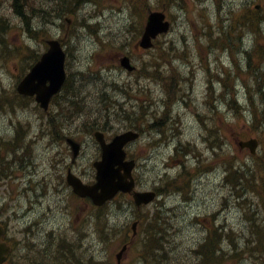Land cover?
Wrapping results in <instances>:
<instances>
[{"label":"rangeland","instance_id":"rangeland-1","mask_svg":"<svg viewBox=\"0 0 264 264\" xmlns=\"http://www.w3.org/2000/svg\"><path fill=\"white\" fill-rule=\"evenodd\" d=\"M241 1L242 0H218L217 4L225 6L229 9L230 4L236 5V3H240ZM123 2L124 0H101V5H98L97 3H93L92 5L87 4L85 7L80 9L79 12H76L78 18L83 15H92L93 17L96 16L95 19H99L100 21L98 29H96L97 32H94L93 30L88 33L82 28H77L78 22L75 18L74 20L70 18L71 20L69 23L73 21L71 26H66L67 28H64V39L67 41H69L70 37L76 33V35L72 38L73 47L70 50L72 55L69 57L70 74L82 68H86L88 71H91L81 81H77V83L82 84V88L87 90V94L89 91L91 92L89 103L93 104L95 108L98 106L100 108V105H98L99 95L97 94V90H99L100 87H103L104 83L109 84L112 80L120 84L123 83L130 85L132 87V90L128 89L127 92L108 91L111 96L116 97L121 102L122 107L126 106V102H128L127 106H130V104H134L135 101L142 100H146V105L153 103L154 108L161 109L163 106H166L168 110L172 111L171 116L173 115V119L168 122L173 124V135H180V137H182L181 140L185 141L190 147V150L195 151L196 153H201L200 151L202 149V158H204L203 161H207L209 165H213L215 162H220V158L213 159L211 152L204 148L206 147V144L202 145L201 141H196V125L202 127L203 118L208 114V112L209 115H212V110L210 109L211 99L208 97V91L207 98H203L205 93L202 89V77L206 75V71H201L199 74L189 73L188 78H183L182 82H179V89L177 90L176 88L175 91L167 90L165 87H162L161 82L151 76L148 79L146 78L140 80V85L146 84L145 92L142 88L138 90L139 84L137 85L135 82L136 78H138L140 74L144 73L142 68H148V63H151L150 65H152L159 57H162V60L167 59L172 62V67H174V64L177 65L178 68L176 67V71H182L186 65H190L191 62L196 61V59L201 56L202 46L206 47L204 50H206L207 53V60L206 57H204L206 62L203 61L205 67H207V63L210 62L215 71H221L222 67L223 69L225 67L228 68L229 71H232L233 66H231L230 60H228L229 51L227 49H223L227 42H231L232 50H230V52L234 51L231 54V60L234 61L235 64H238L237 67L241 71V73H238L239 78L236 77L233 82H235V87L239 91L238 100L241 104H244L246 96L245 94L243 95V93H245L243 84H245L248 89H251L252 94L256 96V88L254 86L255 78H253V75H251L248 70L246 61L242 60L240 48L237 49V44L240 39L236 35V32H229V34L232 33L230 40L213 38L217 40L211 41L209 36L203 38L201 35L204 31H208L205 26V21L213 22L215 20L216 9L214 4L211 0H182V3L188 6L187 10L180 11L176 8L175 2L170 4V11L167 10L169 16L174 20V27L169 35L161 36L158 39L159 41L155 48L150 52L142 51V49L138 51L135 44L139 37L135 38V34L139 28L141 30L144 21L132 16L131 22L132 25L136 27V31L134 29L130 30L128 28V19L131 16L129 15L128 10H125L127 7L122 9ZM151 3L153 6L157 5L155 0H151ZM254 4H259L260 13L264 16V0H254ZM251 7L253 8V5ZM0 15H5L9 25L14 28V30L7 35L10 43L12 44H19L22 41L26 45L40 51L44 45V39L47 38V36L53 35L52 30H47L46 35H42V33L39 32L34 38L23 34L21 30H18L20 23L12 15L9 9L8 0H0ZM182 19L183 22H181ZM53 20V17H49V21ZM222 22H226V20L222 19L220 24H222ZM197 37H199L200 40H197ZM223 37L224 34H222V38ZM252 39V35L246 32L242 37V42L249 43L248 45H250V43H252ZM104 42H110V45H104ZM169 44L177 45L173 52H170ZM126 50H128L129 54L132 55L138 65V73L135 75H129V73L125 71L120 72L118 69H113L115 64H117V60L121 56V53ZM29 54L30 49L23 51L21 55L15 54L0 61V104L5 110H8V105L10 104V101L6 100V98H11L14 95V91H12L14 89V84L16 80H18V77L22 74L21 59L23 56ZM254 54L255 52L252 53V55ZM256 63H258V58H256L255 62L253 61V65H256ZM259 66L262 67V69L258 76L262 78L261 75L264 76V61L260 62ZM188 68L189 66L186 67V70ZM26 70L24 72H26ZM173 70L174 69L172 68L171 73ZM163 73H165V71ZM204 82L205 84L208 82L212 83L209 78ZM226 83L231 84L229 80H226ZM215 87L218 88L219 86L215 84ZM186 89L189 92V96L182 101L181 96ZM81 92L84 91L82 90ZM168 94L172 95L170 103L167 101ZM65 96L66 93L63 92V98ZM178 100H181L180 104H178ZM20 101L23 102V100H17L15 105L16 107L21 106L19 104ZM60 106L61 107L58 109L60 112L67 113L70 110V107L65 104L64 99L61 101ZM5 110L3 113H0V139L8 138L6 136L13 135L14 126L16 124L19 126L17 123L18 120L23 122V126H25V122L23 120L29 121L31 124V127H28L30 135H33L29 141L30 156H28L27 162L24 166L28 174L24 176L23 179L28 177V180H30V175H32L36 180L46 176L48 181H50V186L48 188H41L40 186L37 188L38 195L42 196L40 199L35 197L34 188H30L29 186L27 194L19 197V200L15 202L14 208L18 209V219L9 220L8 218H5L10 224L9 228L11 230V235L13 232L11 224L15 223L20 229L24 224L29 223L34 219H40L43 213L47 212L49 220L44 223V230L61 231L62 234L69 233L71 243L75 244L76 241L79 242V245L75 248L77 255L73 258V260H75L76 257L85 258L87 255H94L95 257L101 253L102 258L107 261V264H117L115 254L118 252L123 242L127 239V232L128 238L130 237L132 223L138 220V225H135L134 228L136 230L141 227V223L139 219H137V216L133 217L137 212L131 209L128 204L125 207L123 206V204L127 202L128 197H118V200L115 202L116 207H114L113 204L111 205V215H107L104 218V222L102 220L96 227L93 222H89L88 224L85 223V226L81 229H76V222L75 226L72 224L70 225V218L76 211L78 204L71 197L67 195H58V193H56L57 189L55 185L62 180L65 170L61 169V166L59 165L53 167V162L56 159L58 160L57 162L63 160L68 161L69 152L67 147L61 142H54L51 144V137L48 138L41 135L39 125V123H41L39 121L41 116L33 107L31 109H27L26 111L15 110L14 112H11ZM221 110H223V117L227 122L226 126L229 133V144L232 148L230 152L236 156L237 161H251V155L249 152L239 149L234 141L235 138L243 137L244 133L248 131L247 124L244 120L240 123L235 122V119L231 118L230 113L227 112V107ZM182 112L185 114L181 115ZM113 120L119 119L115 118ZM81 123L82 119L71 121L69 124V130L67 131L76 140L86 143L85 152L78 160L76 169L82 171L85 175L84 177H90L92 175V171H89V165H91L92 161L95 160L96 151L93 145H91L93 137L85 132L83 123ZM112 125L115 130L119 127L117 126L118 124ZM164 128L166 129L167 134H172L167 124ZM110 132H114V130H111ZM231 133L234 135L232 136ZM240 134L242 136H240ZM249 136L257 137L260 140L257 152L258 155H264L263 130H254L246 137ZM28 138L29 137H27L26 142L28 141ZM166 147L168 151L172 149L171 145H166ZM55 148L63 149L65 155L61 156V154L55 155L52 153V149ZM136 148L135 152L136 156L139 158V162H143L144 165H146V162H144L146 159V137L138 142ZM162 150H165V146H163ZM193 156L194 154L192 157ZM6 157L13 158V155L10 153ZM253 158L254 157H252V159ZM163 159L164 156L160 154L155 162L156 164L153 165L150 175H146V173L143 174L142 183L144 187L150 185L154 178L155 180L159 178V174L162 173L163 170ZM176 163L177 162H172V164ZM215 167L216 169L212 170L214 171L213 173H210L208 176L203 178L200 183H198L196 195L191 205L179 204L178 198H170L166 200L167 206L163 208V214L167 218L169 224L166 225L161 222V224H164L162 226V235L164 240L162 241L166 244L165 239L168 237L170 238V233H172L174 236L171 235V246H177V249L178 251L180 249V252L193 247L204 235L201 225H199L197 221H193L196 220V212H199L200 210L203 211V208L208 210H204V212H217L218 223L222 222L225 225L224 229L228 232L233 230L235 232L236 239H242L245 237V234H249V231L246 230V226L248 227L246 218H249V216H244V210L233 203L232 192L230 194V191L228 190L229 187L226 188L223 185L222 165L216 164ZM223 196H225V198L229 197L226 202L222 200ZM40 200L42 201L40 202ZM3 205L4 204L0 205V213L3 211ZM89 210L90 207L87 208V212ZM125 224L127 226V230L123 228ZM104 225L107 226L108 229H106ZM257 232L258 229L256 230V234ZM256 234L251 236L252 240L256 239L253 238ZM142 235L143 234L141 233V236ZM60 240V237L53 232H43L41 234L40 232H36L33 237H30L28 242L29 244L34 243L36 248L26 249L24 251L21 246L18 249L19 259L16 262L19 264H27L32 261L55 262L56 256L53 255L52 252L63 254V249H65V247L55 244ZM37 242H39L40 248L36 246ZM131 245L132 244H128L127 249L122 254L120 264H133L137 260L135 256L140 254V247L142 248L143 244H135V253L133 251V247L130 248ZM38 249H40L41 252ZM181 249L183 250L181 251ZM47 253H49V256L45 255ZM20 255H24L26 257L21 258ZM241 262H243V264H249L250 260L245 258ZM65 264H68V262Z\"/></svg>","mask_w":264,"mask_h":264},{"label":"trees","instance_id":"trees-1","mask_svg":"<svg viewBox=\"0 0 264 264\" xmlns=\"http://www.w3.org/2000/svg\"><path fill=\"white\" fill-rule=\"evenodd\" d=\"M81 2V0H12V7L13 12L30 23L32 14H34V19H36V21H49L47 17L51 13L56 14V12L59 13V11H74L75 7L81 4ZM230 9L234 11L233 18L241 21L242 19L254 21L260 12L259 9L253 10L249 8L248 5L241 6V4L232 5ZM8 26L7 19L2 16L0 18V61L15 54L20 55L23 51L29 50L27 45L23 46L10 43L7 35L11 31ZM28 30L34 29L28 27ZM37 56L38 54L35 53L34 59ZM258 60H260V58ZM262 82L264 83V76ZM65 88L68 91H72H69L71 96L67 99V102L69 104H73L72 102L80 104L78 111L85 114L86 120H90L89 127H94V123L99 125L103 121L111 122V120L115 118L119 120L122 118L130 121L136 120V122H134L135 124L131 126L137 128H141L139 125H141L142 121L143 124L146 123L148 109H144L143 106H140L136 111L125 110L126 112H123L125 115H122L117 109L118 103L115 100L112 102V98L108 96L104 102L99 100L98 103L102 105L100 108L98 106V109L95 107L94 109H88V103L86 105L84 101H81V96L79 97L80 99L76 97L77 91L72 79L68 80L65 84ZM261 95L262 104L258 105L253 100L252 107L250 108L253 121H259V114L261 116L264 114V94L261 93ZM84 105H86V107ZM70 114L71 112H58L52 117V122H59V120L67 119V123H69L68 121L71 122L73 119V117H70ZM214 131L215 136L212 141V154L222 159H224V154L226 156V161L222 162L225 171L223 180L229 187L230 193L232 192V194H234L233 198L235 200L233 202L244 209L245 216H249V218H246L249 236L246 235L243 240L236 239L233 230H230V232L223 231L221 226L214 224L215 226L209 229L204 239L200 238L193 248L184 251L181 249L182 252H180L177 246L174 248L170 245L172 241L171 237L174 235H170V238L168 237L165 239L166 244L162 241L164 240L162 226L164 224H169V222L163 214V209L161 211L160 209H156L157 211L149 217L150 221L146 224V233L149 234L146 240V257L149 258V261H146V264L163 262L164 260H170L171 264H242V262L239 261L245 258L250 260L249 264H264V164L261 165L262 169H256L255 165L250 164L252 159L249 162L237 161L236 156L230 152L232 148L230 147L228 136L224 134L219 125L215 126ZM240 136L242 135L240 134ZM15 145L19 146L20 144L16 143ZM256 160L264 161V155L255 156L253 161ZM189 176L190 173H188L187 176L182 174V177L179 178H185L184 181H188ZM180 181L175 182L174 187L180 189ZM169 183L171 184V182ZM187 185L186 183V188L188 189L189 186ZM148 214L147 211L146 216H148ZM161 222L164 224H161ZM257 229L258 232L256 234ZM254 234H256L254 237L256 239L252 240L251 236ZM149 252L155 259H151ZM147 254L149 256H147Z\"/></svg>","mask_w":264,"mask_h":264},{"label":"water","instance_id":"water-1","mask_svg":"<svg viewBox=\"0 0 264 264\" xmlns=\"http://www.w3.org/2000/svg\"><path fill=\"white\" fill-rule=\"evenodd\" d=\"M163 17L162 14L157 12L149 15L145 26V32L140 42L142 46H149L151 44L150 37L155 36L160 30H165L167 24L163 22ZM63 60L64 54L58 43L52 41L48 52L42 56L41 60L31 68L30 72L19 83L18 90L21 93H36L37 100L45 106L49 97L58 90L64 79ZM122 63L129 66L127 58H123ZM47 80L49 81L48 85H46ZM136 135L137 134L133 131H126L116 136L111 144L104 145L103 161L108 162L111 165L118 163L125 171L122 176L120 175L123 178L130 176V169L133 166V162H122L124 158L122 146L127 140L136 137ZM238 144L240 147L247 146L252 152H254L257 140L254 138L239 140ZM98 178L102 187V193L99 196H96L95 194L93 196L95 201L99 203H101L100 201L111 197L118 189V186H123V189H128L129 186H132V182L128 183L129 186H124L122 180L118 183H114L112 176L102 169H99ZM87 191V189H84L80 192L84 193ZM134 197L137 203L148 202L153 198V193L135 192ZM5 250L4 246L0 244V261L2 260V254Z\"/></svg>","mask_w":264,"mask_h":264},{"label":"bare ground","instance_id":"bare-ground-1","mask_svg":"<svg viewBox=\"0 0 264 264\" xmlns=\"http://www.w3.org/2000/svg\"><path fill=\"white\" fill-rule=\"evenodd\" d=\"M211 1H212V3H214L218 0H211ZM179 8L181 10H187L188 6L186 4H181L179 6ZM218 8L223 10V19L226 20V22H225L226 25L229 26V28L231 29L232 32H234V33L236 32V35L239 37V39L241 41H242L243 35L246 32H248L252 35V38H253L252 43L259 42L260 38L264 36V16L260 12H259L256 20H254V21L245 20V19H242V21H241V20H237V19L233 18L234 17V11L233 10L228 9L227 7L221 6V5H219ZM140 32H142V27H141V30H139L137 32V34H139ZM103 44L109 46L110 42H108V43L104 42ZM260 58L262 59V61H264V53L261 54ZM207 65L208 66L206 67V77L211 79V81H216L217 79H219L222 76V71H218V70L215 71L213 69L212 65L210 64V62L207 63ZM232 66H233L232 71L230 70L227 73V75L238 77V73H241V71L237 67L238 64L233 63ZM248 70L250 71L251 75H253V78L256 79L258 76L257 72L253 69H250V68H248ZM182 79H183L182 77L176 78V79H168L165 77H160V82H161L162 87H165L167 90L175 91L176 88H177V90L179 89V84H180L179 82H182ZM187 91L188 90L186 89L183 94H185ZM17 100H23V99L22 98H16V97L13 98L12 104L14 106L16 105ZM253 100L254 99H251L252 104H253ZM22 103L23 102L20 101L19 104L22 105ZM16 108H18V107H16ZM3 111H4V107L0 104V113H3ZM260 125H261V129L264 132V115L261 116ZM6 137H8V138H1L0 139V152L2 154H4L5 156H7L8 154L11 153L13 155V158H15L18 155V153L21 151V148H20V146H16L15 143L7 142V141H10L12 139V136H6ZM215 157L217 158V156L213 154V159ZM250 164L255 165L256 169H262L261 165L264 164V161L256 160V161L250 162ZM18 187H19L20 193L22 195L27 194L26 193V191H27L26 186L23 183H20L18 185ZM48 220H49L48 219V213L44 212L42 217L37 221V227L33 230V233L40 232V234H41L43 232H53L52 230H44L43 225ZM8 225H10V224L8 223ZM11 227H12V231H13L12 232V238L18 239V237L20 236L19 228L17 227V225L15 223L11 224ZM57 235L60 237L61 240L55 244H57L58 246H63L65 248L70 245L71 241L69 238V233H65V234L61 233V234H57ZM167 263H171V261L170 260H164L163 262H155L153 264H167ZM79 264H105V261L102 258L101 253H99L98 256H95V257H94V255L90 256L89 261L85 260L84 258H81L79 261Z\"/></svg>","mask_w":264,"mask_h":264},{"label":"flooded vegetation","instance_id":"flooded-vegetation-1","mask_svg":"<svg viewBox=\"0 0 264 264\" xmlns=\"http://www.w3.org/2000/svg\"><path fill=\"white\" fill-rule=\"evenodd\" d=\"M61 188H66V186L65 185H63ZM35 227H37V221L36 220H33L32 222H31V230H32V232H33V230L35 229ZM34 236V233H32V237ZM24 245V244H23ZM22 245V246H23ZM36 246L39 248L40 247V245H39V242H37L36 243Z\"/></svg>","mask_w":264,"mask_h":264}]
</instances>
